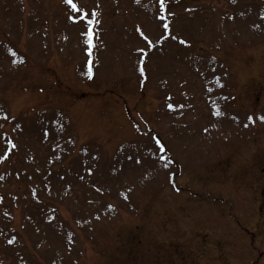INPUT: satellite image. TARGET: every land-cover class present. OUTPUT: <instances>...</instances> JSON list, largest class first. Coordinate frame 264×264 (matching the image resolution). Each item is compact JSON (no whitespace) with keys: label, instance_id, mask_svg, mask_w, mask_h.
I'll list each match as a JSON object with an SVG mask.
<instances>
[{"label":"rangeland","instance_id":"1","mask_svg":"<svg viewBox=\"0 0 264 264\" xmlns=\"http://www.w3.org/2000/svg\"><path fill=\"white\" fill-rule=\"evenodd\" d=\"M261 117L264 0H0V264H264Z\"/></svg>","mask_w":264,"mask_h":264},{"label":"snow or ice","instance_id":"2","mask_svg":"<svg viewBox=\"0 0 264 264\" xmlns=\"http://www.w3.org/2000/svg\"><path fill=\"white\" fill-rule=\"evenodd\" d=\"M69 2H71V0H69ZM165 28L168 27V25H164ZM183 43H187L186 41H182ZM141 71H143V68H141ZM219 114V113H218ZM262 120H264V117H261ZM161 147H163V145H161ZM91 171V170H89Z\"/></svg>","mask_w":264,"mask_h":264},{"label":"flooded vegetation","instance_id":"3","mask_svg":"<svg viewBox=\"0 0 264 264\" xmlns=\"http://www.w3.org/2000/svg\"><path fill=\"white\" fill-rule=\"evenodd\" d=\"M260 98V95H257V99ZM262 191H264V189H262ZM262 203L264 204V198L262 199ZM262 223L264 224V219L262 220Z\"/></svg>","mask_w":264,"mask_h":264}]
</instances>
